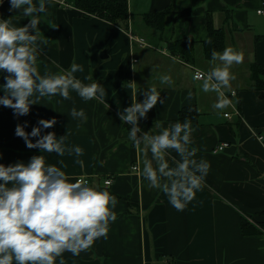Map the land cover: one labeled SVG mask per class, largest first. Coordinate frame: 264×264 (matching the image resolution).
<instances>
[{"label": "crops", "instance_id": "crops-1", "mask_svg": "<svg viewBox=\"0 0 264 264\" xmlns=\"http://www.w3.org/2000/svg\"><path fill=\"white\" fill-rule=\"evenodd\" d=\"M259 2L126 0L124 24L88 14L74 0H51L46 11L38 13L37 27L48 39L37 41L40 73L45 66L51 73L66 72L75 62L83 71L73 75L85 84L97 81L104 93L89 101L74 91L68 100L41 98L30 105L27 115L16 117L11 108L0 105V163L27 162L40 154L69 180L86 175L92 186L107 189L118 199L117 219L110 223L108 238L97 239L78 256L65 252L54 264H264V228L259 225L264 222V88H256L250 75V64H264V13H256ZM8 9V0H3L0 18L11 26L28 22L30 17L22 11ZM163 10L167 11L161 21H146L145 14ZM208 24L221 29L223 48L231 45L243 53L242 62L230 68L236 76L231 81L234 95L226 94L234 104L224 110H214L216 94L201 91V81L192 78L194 69L207 73L220 63H210L211 57L203 53ZM129 32L146 43L130 39ZM162 73L172 76L173 86L160 83ZM152 86L164 103L158 102L138 120L140 128L153 127L156 132L157 123L168 126L187 118L195 128L191 135L196 158L210 163L202 189L183 211L144 180L143 160L151 159V153L141 152L142 145L129 140L131 125L118 115L136 95L142 100V91ZM73 107L83 108L87 119L72 118ZM39 117L54 119L45 131L55 133L64 145L63 154L29 149L14 134L16 124L28 121L25 130L30 131ZM224 141L222 150L213 151ZM74 146L82 149L79 156ZM166 159L175 167L179 157L169 150ZM107 176L112 182L106 186L102 179ZM243 218L249 230L257 226L259 231L243 232Z\"/></svg>", "mask_w": 264, "mask_h": 264}, {"label": "clouds", "instance_id": "clouds-1", "mask_svg": "<svg viewBox=\"0 0 264 264\" xmlns=\"http://www.w3.org/2000/svg\"><path fill=\"white\" fill-rule=\"evenodd\" d=\"M49 3L51 0H36L35 4L33 0H8L9 11H22L30 18L21 27L0 18V77L4 80L0 84V105L11 108L14 117L27 115L30 105L41 98L59 96L68 100L74 91L83 101H89L104 93L97 81L85 84L73 75L83 71V66L75 62L59 74L49 72L46 66L44 74L38 70L37 41L48 42L37 27L38 13L45 12ZM217 60L220 63L207 73L197 69L192 78L201 81V91L216 94L212 108L224 110L234 104L226 94L232 91L234 95L231 81L236 76L230 68L242 62L243 53L228 45L222 51H212L210 63ZM158 79L161 84H174L168 73L159 74ZM142 92L143 99L137 101L136 95L135 101L118 113L119 118L131 125L129 140L142 145L141 152L151 153V159L143 160L144 180L162 191L173 208L183 211L202 189L210 163L203 157L196 158L198 149L191 135L195 128L189 119L170 122L168 126L157 123L156 132L153 127L148 131L140 128L138 120L158 102L164 103L155 86ZM187 95L191 98L192 92ZM69 115L81 122L87 119L83 108L73 107ZM53 124L54 119L39 117L30 131L25 130L28 121L16 124L14 134L29 149L61 155L64 145L53 131H45ZM169 150L179 157L175 167H170L166 159ZM73 151L77 156L82 153L79 146H74ZM117 203V197L107 189L92 186L83 177L69 180L58 167L46 164L40 154L32 155L27 162L0 163V264H54L57 258L63 259L65 252L78 256L97 239L108 238L110 223L117 219Z\"/></svg>", "mask_w": 264, "mask_h": 264}, {"label": "trees", "instance_id": "trees-1", "mask_svg": "<svg viewBox=\"0 0 264 264\" xmlns=\"http://www.w3.org/2000/svg\"><path fill=\"white\" fill-rule=\"evenodd\" d=\"M125 3L126 0H74V4L86 13L97 15L118 24H124V21L127 19L128 11ZM166 11L167 10H163L153 15L145 14L144 17L149 23L154 20L161 21ZM207 29H209L210 35L208 39L203 42V53L205 57H211L213 50L221 51L223 48V33L221 29H214L210 24H208ZM189 40L190 39L185 41L189 44ZM250 70L254 86L256 88H264V64L252 63L250 64ZM262 211L264 212V209ZM263 223L259 224L262 228H264ZM241 227L245 233L259 231L257 226L254 230H249L244 218L241 220Z\"/></svg>", "mask_w": 264, "mask_h": 264}, {"label": "built area", "instance_id": "built-area-1", "mask_svg": "<svg viewBox=\"0 0 264 264\" xmlns=\"http://www.w3.org/2000/svg\"><path fill=\"white\" fill-rule=\"evenodd\" d=\"M256 13H258V14H263V13H264V0H260V2H259V6L256 8ZM128 36H129L130 39L135 40V42L137 41L138 43H140V44H142V45L146 43V42L144 41L143 37H141V36H137L136 34H132L131 32L128 33ZM196 70H197V69H194V70H193V75H194V72H195ZM224 113H225V115H228L227 112H224ZM260 137H261V136H259V138H260ZM226 144H227V141H224V142H220V143H218V144L215 145V147L213 148V151H219V150H222ZM132 168L136 169L137 166H136V165H132ZM81 177L86 178V179L89 181V183H91L90 179H89L88 176H86V175H78V176L75 177V179H77V178H81ZM111 182H112V178H111V177H108V176H107V177H104V178L102 179V183H103V185H106V186H107V185H110ZM90 185H91V184H90Z\"/></svg>", "mask_w": 264, "mask_h": 264}, {"label": "water", "instance_id": "water-1", "mask_svg": "<svg viewBox=\"0 0 264 264\" xmlns=\"http://www.w3.org/2000/svg\"><path fill=\"white\" fill-rule=\"evenodd\" d=\"M102 53H104V50H102ZM102 53H100V54H102ZM101 56V55H100Z\"/></svg>", "mask_w": 264, "mask_h": 264}]
</instances>
